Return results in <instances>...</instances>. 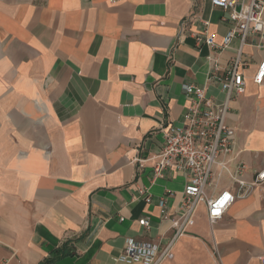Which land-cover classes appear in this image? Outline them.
Listing matches in <instances>:
<instances>
[{
  "label": "crops",
  "instance_id": "0c3cea01",
  "mask_svg": "<svg viewBox=\"0 0 264 264\" xmlns=\"http://www.w3.org/2000/svg\"><path fill=\"white\" fill-rule=\"evenodd\" d=\"M226 16L210 0H0V264H126L128 239L169 242L186 177L167 171L152 183L151 158L160 128L186 111L184 85L224 101L208 77L213 59L225 73L240 40L212 49L195 35L207 22L222 43ZM243 57L247 88L230 103L227 159L232 169L245 163L252 183L264 170V81H254L264 50L247 44ZM229 188L237 191L217 165L208 197ZM196 239L211 247L207 264H262L264 182L215 223L201 204L177 260Z\"/></svg>",
  "mask_w": 264,
  "mask_h": 264
},
{
  "label": "built area",
  "instance_id": "2783aa9c",
  "mask_svg": "<svg viewBox=\"0 0 264 264\" xmlns=\"http://www.w3.org/2000/svg\"><path fill=\"white\" fill-rule=\"evenodd\" d=\"M213 7L221 9L227 16L224 18L231 24V29L222 43L216 42L214 34L210 33L205 22L203 31L195 35L199 44H206L212 49H226L236 38L240 40L237 54L229 62L224 74L217 73V59L208 81H216L225 93L221 103H215L207 97L202 86L186 84L184 90L189 104L179 123H169L160 128L163 133V143L160 151L151 159L152 183L163 178L167 171L173 174H184L186 184L183 190L181 204L171 225L174 229L172 238L165 245L153 241H137L128 239L119 261L126 264H164L175 257L176 242L186 235L195 224L197 209L206 204L208 218L211 223L220 220L237 195L245 194L253 185L264 182V170L256 173L252 183L244 179L247 166L237 163L234 169L227 159L235 149L236 130L227 124L230 103L246 92V77L242 67L246 61L243 57V47L252 44L264 50V0H210ZM196 17L190 15L183 21L182 31ZM252 39V41H251ZM254 81L261 84L264 81V62L259 65ZM146 161V160H142ZM231 175L237 186V191L224 189L214 197H208L207 187L214 174L216 166ZM146 201H150L148 189H140ZM167 196L160 199L162 215L167 216ZM140 224L150 227L148 218L141 219ZM264 264V256L261 258Z\"/></svg>",
  "mask_w": 264,
  "mask_h": 264
},
{
  "label": "rangeland",
  "instance_id": "374dc122",
  "mask_svg": "<svg viewBox=\"0 0 264 264\" xmlns=\"http://www.w3.org/2000/svg\"><path fill=\"white\" fill-rule=\"evenodd\" d=\"M212 257L211 247L208 242L196 239L189 242L184 249L183 257L175 258L170 264H207Z\"/></svg>",
  "mask_w": 264,
  "mask_h": 264
},
{
  "label": "trees",
  "instance_id": "16d2710c",
  "mask_svg": "<svg viewBox=\"0 0 264 264\" xmlns=\"http://www.w3.org/2000/svg\"><path fill=\"white\" fill-rule=\"evenodd\" d=\"M48 262H50V261H46L45 263H48Z\"/></svg>",
  "mask_w": 264,
  "mask_h": 264
}]
</instances>
